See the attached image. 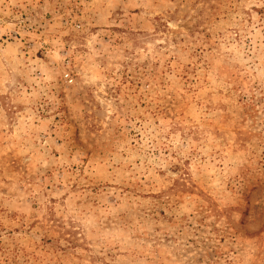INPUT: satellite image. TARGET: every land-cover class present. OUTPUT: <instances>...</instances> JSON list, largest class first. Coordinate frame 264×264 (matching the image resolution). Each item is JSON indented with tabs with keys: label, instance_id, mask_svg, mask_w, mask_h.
I'll list each match as a JSON object with an SVG mask.
<instances>
[{
	"label": "rangeland",
	"instance_id": "obj_1",
	"mask_svg": "<svg viewBox=\"0 0 264 264\" xmlns=\"http://www.w3.org/2000/svg\"><path fill=\"white\" fill-rule=\"evenodd\" d=\"M0 264H264V0H0Z\"/></svg>",
	"mask_w": 264,
	"mask_h": 264
}]
</instances>
